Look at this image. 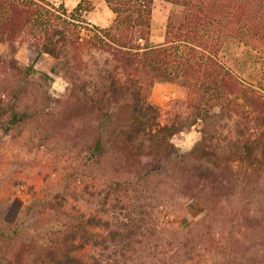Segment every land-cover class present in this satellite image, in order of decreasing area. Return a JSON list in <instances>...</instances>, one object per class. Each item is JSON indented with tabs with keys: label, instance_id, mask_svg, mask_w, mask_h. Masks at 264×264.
<instances>
[{
	"label": "trees",
	"instance_id": "16d2710c",
	"mask_svg": "<svg viewBox=\"0 0 264 264\" xmlns=\"http://www.w3.org/2000/svg\"><path fill=\"white\" fill-rule=\"evenodd\" d=\"M104 1L113 18L100 26L87 18L91 0L71 9L51 0H0V65L9 81L50 80L35 66L49 55L56 60L52 72L67 78L76 96V134L87 137L76 142L84 192L106 202L112 184L159 196L170 187L175 207L195 200L216 216L240 188L260 201V209L247 215L237 207L228 214L256 219L264 228V82L244 79L222 57L231 38L264 55V0H166L173 6L160 43L151 41L155 0ZM23 46L36 52L26 65L17 58ZM92 52L101 56L87 58ZM158 82L187 90L186 116H164L152 99ZM21 88L10 82L0 91V124L8 111L12 122L28 116L5 99H17ZM223 120L233 123L230 135L219 129ZM192 129L200 137L185 151L174 137ZM67 218L36 225L0 262L174 264L202 249L190 234H200L203 218L186 227L172 222L170 232L180 235L173 241L159 239L163 221L150 222L139 212L116 221L77 211L76 219Z\"/></svg>",
	"mask_w": 264,
	"mask_h": 264
},
{
	"label": "rangeland",
	"instance_id": "374dc122",
	"mask_svg": "<svg viewBox=\"0 0 264 264\" xmlns=\"http://www.w3.org/2000/svg\"><path fill=\"white\" fill-rule=\"evenodd\" d=\"M51 1L64 2L70 9L79 2ZM91 3L92 9L87 13L89 21L108 25L113 12L106 2L91 0ZM172 6L169 1L155 0L152 43L164 40ZM4 50L5 46L0 43V56ZM35 55L36 52L26 46L17 52V58L24 65ZM92 55L95 58L101 56L92 52L86 57L93 59ZM222 57L244 79L264 82V55L251 46L231 38L224 45ZM55 61L49 55H41L37 60L35 66L52 77L43 83L38 80L31 83L26 79L9 81L5 68L0 65V91L10 82L21 85L17 99L10 94L5 99H13L17 108L28 114L23 121L12 122L8 111L0 124V259L3 255H12L19 240L33 232L36 225L43 226L52 219H68L69 215L76 219L77 211L96 219L116 221L124 219L128 213L135 212L136 215L139 212L150 222L163 221L166 232L160 237L155 233L153 238L170 241L180 236L170 232L172 222L186 227L203 218L205 226L200 234H190L193 243L201 240L202 249H197L199 251H195L192 259H179L174 264H264V228L256 219L228 214L237 207L247 215H256L260 209V201L253 194L248 197L240 192V188L230 201L222 204V211L215 217L212 213L206 215L208 207L195 200L186 201L183 207H175L170 187L164 188L165 196H159L152 189L140 191L112 184L106 202L103 195L85 193L76 173V142L87 137L76 134V96L70 90L68 79L52 72ZM152 99L167 117L186 116L190 110L188 92L177 84H155ZM220 124L222 135H230L231 120L220 121ZM199 137L200 133L192 129L176 135L174 141L186 151Z\"/></svg>",
	"mask_w": 264,
	"mask_h": 264
},
{
	"label": "crops",
	"instance_id": "0c3cea01",
	"mask_svg": "<svg viewBox=\"0 0 264 264\" xmlns=\"http://www.w3.org/2000/svg\"><path fill=\"white\" fill-rule=\"evenodd\" d=\"M158 83H160V82H158ZM157 84V83H156Z\"/></svg>",
	"mask_w": 264,
	"mask_h": 264
}]
</instances>
